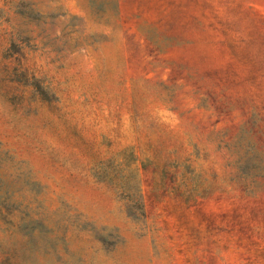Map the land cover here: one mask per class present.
Instances as JSON below:
<instances>
[{
  "label": "rangeland",
  "instance_id": "rangeland-1",
  "mask_svg": "<svg viewBox=\"0 0 264 264\" xmlns=\"http://www.w3.org/2000/svg\"><path fill=\"white\" fill-rule=\"evenodd\" d=\"M0 264H264V0H0Z\"/></svg>",
  "mask_w": 264,
  "mask_h": 264
}]
</instances>
